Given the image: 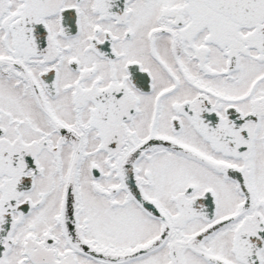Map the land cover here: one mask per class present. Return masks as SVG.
Listing matches in <instances>:
<instances>
[{
  "label": "snow or ice",
  "instance_id": "obj_1",
  "mask_svg": "<svg viewBox=\"0 0 264 264\" xmlns=\"http://www.w3.org/2000/svg\"><path fill=\"white\" fill-rule=\"evenodd\" d=\"M0 264H264V0H0Z\"/></svg>",
  "mask_w": 264,
  "mask_h": 264
}]
</instances>
